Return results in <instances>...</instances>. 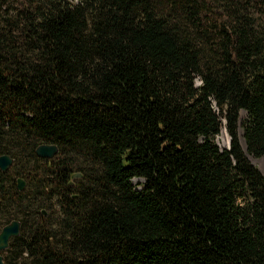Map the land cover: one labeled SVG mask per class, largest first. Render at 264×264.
Here are the masks:
<instances>
[{
	"label": "trees",
	"instance_id": "obj_1",
	"mask_svg": "<svg viewBox=\"0 0 264 264\" xmlns=\"http://www.w3.org/2000/svg\"><path fill=\"white\" fill-rule=\"evenodd\" d=\"M4 153L5 264H264V0H0Z\"/></svg>",
	"mask_w": 264,
	"mask_h": 264
},
{
	"label": "water",
	"instance_id": "obj_2",
	"mask_svg": "<svg viewBox=\"0 0 264 264\" xmlns=\"http://www.w3.org/2000/svg\"><path fill=\"white\" fill-rule=\"evenodd\" d=\"M222 131H225V129H222ZM227 135V133H226ZM228 137V135H227ZM228 146L230 143V138L228 137ZM242 141L244 143V140L241 137L240 134V143L242 145ZM228 146H226L228 148ZM243 150L246 152V147H245V143H244V147L242 146ZM58 152V147L56 144H51V143H40L36 146L35 148V154L39 157V158H46V159H50L53 158ZM13 163V158L7 154H1L0 155V171L5 172L7 171L10 166ZM262 172V171H261ZM81 177V173L80 172H74L71 175V179H70V185H73V179L76 178H80ZM26 182L22 177H17L16 178V186L17 189L19 191L23 190V188L25 187ZM43 214L46 215V211L42 210ZM20 231V221L17 219H12L11 221H9L8 223L4 224L1 229H0V264H5L4 260H3V255H2V251L5 250L8 245H9V240L12 237H15L19 234Z\"/></svg>",
	"mask_w": 264,
	"mask_h": 264
},
{
	"label": "rangeland",
	"instance_id": "obj_3",
	"mask_svg": "<svg viewBox=\"0 0 264 264\" xmlns=\"http://www.w3.org/2000/svg\"><path fill=\"white\" fill-rule=\"evenodd\" d=\"M224 131H222L221 132V134L220 135H218L217 137H216V140H217V142H218V144L220 145V147H226V146H228V141H227V143L226 144H224V142H223V138H222V133H223ZM225 133V132H224ZM226 134V133H225ZM227 136V135H226ZM228 138V137H227ZM228 140V139H227ZM247 157H248V159L253 163V164H255V165H257L258 166V168L260 169V166L262 167V169L264 170V155H262V156H260V157H254V156H252L251 154H249V153H247ZM258 159H261L259 162H257L256 160H258ZM261 170V169H260ZM264 174V173H263ZM144 182V179H142V178H133L132 179V183H133V185H135V187L137 188V189H140L141 187H142V183Z\"/></svg>",
	"mask_w": 264,
	"mask_h": 264
},
{
	"label": "bare ground",
	"instance_id": "obj_4",
	"mask_svg": "<svg viewBox=\"0 0 264 264\" xmlns=\"http://www.w3.org/2000/svg\"><path fill=\"white\" fill-rule=\"evenodd\" d=\"M222 138H223V142H224V144H226L227 143V136H226V134L223 132L222 133ZM242 146L244 147V143H243V141H242ZM261 159H258V160H256L257 162H259ZM260 169H261V171L264 173V170L262 169V167L260 166Z\"/></svg>",
	"mask_w": 264,
	"mask_h": 264
}]
</instances>
